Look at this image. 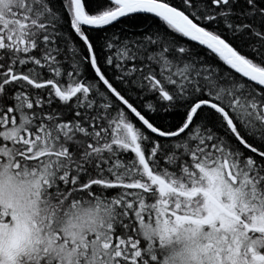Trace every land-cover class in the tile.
<instances>
[{
	"label": "snow or ice",
	"instance_id": "1",
	"mask_svg": "<svg viewBox=\"0 0 264 264\" xmlns=\"http://www.w3.org/2000/svg\"><path fill=\"white\" fill-rule=\"evenodd\" d=\"M0 264H264V0H0Z\"/></svg>",
	"mask_w": 264,
	"mask_h": 264
}]
</instances>
